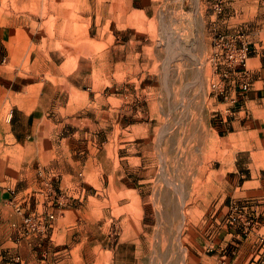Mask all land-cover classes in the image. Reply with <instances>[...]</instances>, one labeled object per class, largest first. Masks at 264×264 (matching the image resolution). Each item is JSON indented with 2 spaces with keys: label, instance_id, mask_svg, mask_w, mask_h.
Listing matches in <instances>:
<instances>
[{
  "label": "rangeland",
  "instance_id": "rangeland-1",
  "mask_svg": "<svg viewBox=\"0 0 264 264\" xmlns=\"http://www.w3.org/2000/svg\"><path fill=\"white\" fill-rule=\"evenodd\" d=\"M261 84L264 0H0V264H264Z\"/></svg>",
  "mask_w": 264,
  "mask_h": 264
},
{
  "label": "built area",
  "instance_id": "built-area-1",
  "mask_svg": "<svg viewBox=\"0 0 264 264\" xmlns=\"http://www.w3.org/2000/svg\"><path fill=\"white\" fill-rule=\"evenodd\" d=\"M250 53V46L243 43L228 56V66L238 69L242 75V82L240 83L242 91H247L250 88V83L247 80L250 75L247 65ZM31 198V194H25L20 198L15 194L9 198L12 208L20 217L19 221L12 220V224L17 226L26 238H37L45 235L53 227L55 212L32 208Z\"/></svg>",
  "mask_w": 264,
  "mask_h": 264
},
{
  "label": "crops",
  "instance_id": "crops-1",
  "mask_svg": "<svg viewBox=\"0 0 264 264\" xmlns=\"http://www.w3.org/2000/svg\"><path fill=\"white\" fill-rule=\"evenodd\" d=\"M257 55L259 56V54H254V55H251L249 58H256ZM244 101L246 103V106L249 112L247 115V120H244L245 123L263 122L264 121V84L255 85L254 87H252V89L245 96ZM258 111H260L259 115L256 113ZM36 244L38 245V258L36 257L35 252L34 254L32 253V256L30 257L26 256L25 259L27 260V264H56L53 261V254L57 253L58 251L53 253V250L55 248L53 249L51 247H48V251H49L48 255H45V257H42V254L40 255L39 253H40V249H42L41 246L43 244H41L40 241H38ZM71 256L73 259L74 255L72 254ZM68 259H71V258H68Z\"/></svg>",
  "mask_w": 264,
  "mask_h": 264
}]
</instances>
